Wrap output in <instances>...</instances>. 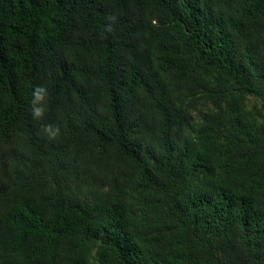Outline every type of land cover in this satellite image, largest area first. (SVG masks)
I'll list each match as a JSON object with an SVG mask.
<instances>
[{"label": "trees", "instance_id": "16d2710c", "mask_svg": "<svg viewBox=\"0 0 264 264\" xmlns=\"http://www.w3.org/2000/svg\"><path fill=\"white\" fill-rule=\"evenodd\" d=\"M260 79L264 0H0V264H264Z\"/></svg>", "mask_w": 264, "mask_h": 264}, {"label": "rangeland", "instance_id": "374dc122", "mask_svg": "<svg viewBox=\"0 0 264 264\" xmlns=\"http://www.w3.org/2000/svg\"><path fill=\"white\" fill-rule=\"evenodd\" d=\"M260 82L264 85V79H260ZM226 87L229 90L230 94L237 96L239 92L229 83L226 82ZM231 99V98H230ZM242 109L250 112V117L256 121L257 124L264 123V99L260 96L254 94H246L243 99L242 105H239ZM211 109V105L207 104L205 101H199L197 104L196 110L193 115V125L195 128L199 126V123L203 117ZM231 118H235V113L229 110ZM230 128V126H229ZM228 128L224 129V132H227ZM139 180L133 185L134 192L139 191Z\"/></svg>", "mask_w": 264, "mask_h": 264}, {"label": "clouds", "instance_id": "9594fccd", "mask_svg": "<svg viewBox=\"0 0 264 264\" xmlns=\"http://www.w3.org/2000/svg\"><path fill=\"white\" fill-rule=\"evenodd\" d=\"M111 19V18H110ZM106 31H112L111 24L106 25ZM50 99L49 90L45 86H36L32 92L31 115L34 120L42 119L47 110V101ZM40 131L49 140H55L61 132L58 125L51 123L41 125Z\"/></svg>", "mask_w": 264, "mask_h": 264}]
</instances>
